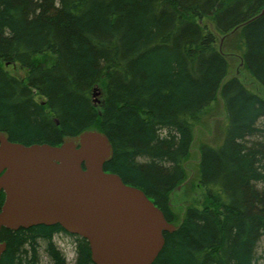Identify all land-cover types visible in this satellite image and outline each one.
Wrapping results in <instances>:
<instances>
[{
    "label": "trees",
    "instance_id": "1",
    "mask_svg": "<svg viewBox=\"0 0 264 264\" xmlns=\"http://www.w3.org/2000/svg\"><path fill=\"white\" fill-rule=\"evenodd\" d=\"M232 30L229 51L264 88V0H0V132L25 145L104 132L113 148L104 170L179 224L163 232L152 264H254L264 97L228 75L216 35ZM217 99L222 137L198 152L204 203L177 216L170 193L184 179L193 126ZM61 235L71 262L54 241ZM0 241V264H93L87 241L59 225L2 228Z\"/></svg>",
    "mask_w": 264,
    "mask_h": 264
},
{
    "label": "water",
    "instance_id": "2",
    "mask_svg": "<svg viewBox=\"0 0 264 264\" xmlns=\"http://www.w3.org/2000/svg\"><path fill=\"white\" fill-rule=\"evenodd\" d=\"M112 154L97 129L64 136L59 145L11 142L0 132V230L59 225L87 241L93 264H152L163 232L179 224L141 189L104 170ZM5 248L0 241V257Z\"/></svg>",
    "mask_w": 264,
    "mask_h": 264
},
{
    "label": "rangeland",
    "instance_id": "3",
    "mask_svg": "<svg viewBox=\"0 0 264 264\" xmlns=\"http://www.w3.org/2000/svg\"><path fill=\"white\" fill-rule=\"evenodd\" d=\"M233 32L234 31L228 33L227 35H216L219 49L230 52L225 53L229 63L228 75L237 76L244 83L246 88L264 97V88L258 85L240 64V58L237 52L229 51L230 40L233 39L228 40L227 38ZM8 69L13 72L16 71L19 75L23 74L22 70H17L15 68L12 69L11 67H8ZM224 117L223 105L221 100L217 99L205 109L204 116L193 126V142L189 155L183 164L185 169L184 179L170 193L171 207L177 216H182L184 207L188 205L200 207L204 203L203 192L198 184L197 176L199 146L201 143L213 145L220 141L222 137V126L225 122ZM54 241L63 251L66 260L71 262L73 259L71 239L61 235L54 238ZM255 256L256 260L254 264H264V238L258 242L255 249Z\"/></svg>",
    "mask_w": 264,
    "mask_h": 264
}]
</instances>
